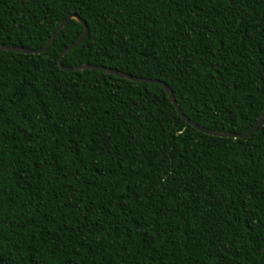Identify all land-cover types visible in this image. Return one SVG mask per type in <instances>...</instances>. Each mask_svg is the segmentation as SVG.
<instances>
[{
	"label": "trees",
	"instance_id": "16d2710c",
	"mask_svg": "<svg viewBox=\"0 0 264 264\" xmlns=\"http://www.w3.org/2000/svg\"><path fill=\"white\" fill-rule=\"evenodd\" d=\"M156 79L241 134L264 110V0H0V46ZM0 51V264H264V119L204 134L158 84Z\"/></svg>",
	"mask_w": 264,
	"mask_h": 264
},
{
	"label": "water",
	"instance_id": "95a60500",
	"mask_svg": "<svg viewBox=\"0 0 264 264\" xmlns=\"http://www.w3.org/2000/svg\"><path fill=\"white\" fill-rule=\"evenodd\" d=\"M69 19H75L76 21H78L82 25L83 31H82L81 35L73 43H71L68 47L64 48L63 51L60 53L59 58H58V66L61 70L66 71V72H75V71H81V70H87V69L99 70V71L106 72L108 74L116 75L120 78L129 80V81L144 82V83H149V84H158L159 86H161L164 89V91L168 95V97H169L174 109L178 113V115L183 120H185L188 124H190L192 127H194L196 130H198L204 134H207V135L216 136V137L233 138V139H237V138L238 139H245L248 136H250L261 125V123L264 119V110H263L260 118L256 121V123L249 130H247L244 133L236 134V133L218 132V131L208 130L206 128H203V127L196 125L195 123L190 121L187 117H185L182 114V112L180 111V108H179L178 104L176 103V101H175L171 91L169 90V88L163 82H161L159 80L129 76V75H126V74H123V73H120V72H117V71H114L111 69H107V68L101 67V66H94V65H80V66H75V67L63 66L62 57L64 56V54L67 53L69 50L75 48L85 38V36L88 33L87 26H86L85 22H83L77 16H71L68 19L63 20L59 24V26L56 28V30L54 31V33L52 34L50 39L40 49L34 50V49H25V48H18V47L1 45L0 51H11V52L22 53V54L39 55V54L45 52L50 47V45L53 43L54 39L58 36L59 32L64 28L65 24L67 23V21Z\"/></svg>",
	"mask_w": 264,
	"mask_h": 264
}]
</instances>
